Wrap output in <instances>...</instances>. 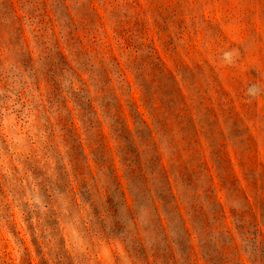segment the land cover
<instances>
[{
  "label": "rangeland",
  "instance_id": "rangeland-1",
  "mask_svg": "<svg viewBox=\"0 0 264 264\" xmlns=\"http://www.w3.org/2000/svg\"><path fill=\"white\" fill-rule=\"evenodd\" d=\"M0 264H264V0H0Z\"/></svg>",
  "mask_w": 264,
  "mask_h": 264
},
{
  "label": "trees",
  "instance_id": "trees-1",
  "mask_svg": "<svg viewBox=\"0 0 264 264\" xmlns=\"http://www.w3.org/2000/svg\"><path fill=\"white\" fill-rule=\"evenodd\" d=\"M113 61H115L114 59H113ZM167 74H170L169 72H167ZM82 85H84V83L82 82L81 83ZM127 86H130V85H127ZM81 86H79L78 88H77V91L76 92H74L75 93V95H79V93L81 92V88H80ZM59 90V88H57V90H54L56 93H58L57 91ZM118 101V100H117ZM82 104V109H86L89 105H90V103L89 104H85L84 102H82L81 103ZM116 104H117V102H116ZM115 110H116V112L113 114L115 117H116V120L115 121H117L118 120V117H117V114H118V110L121 108L120 107V105L119 104H117L115 107H113ZM152 115H153V118L156 120V121H158V117H159V115L157 114V108H152V113H151ZM72 127H73V125H72ZM73 129H75V128H73ZM70 131V130H69ZM77 143L80 145V142L79 141H77Z\"/></svg>",
  "mask_w": 264,
  "mask_h": 264
},
{
  "label": "clouds",
  "instance_id": "clouds-1",
  "mask_svg": "<svg viewBox=\"0 0 264 264\" xmlns=\"http://www.w3.org/2000/svg\"><path fill=\"white\" fill-rule=\"evenodd\" d=\"M234 51H235V50H234ZM237 54H238V53H237ZM225 57H226V58H230V57H231V53H226V54H225Z\"/></svg>",
  "mask_w": 264,
  "mask_h": 264
}]
</instances>
